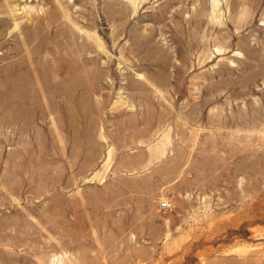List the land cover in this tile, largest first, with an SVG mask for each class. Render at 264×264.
<instances>
[{
    "label": "rangeland",
    "instance_id": "obj_1",
    "mask_svg": "<svg viewBox=\"0 0 264 264\" xmlns=\"http://www.w3.org/2000/svg\"><path fill=\"white\" fill-rule=\"evenodd\" d=\"M0 264H264V0H0Z\"/></svg>",
    "mask_w": 264,
    "mask_h": 264
},
{
    "label": "built area",
    "instance_id": "obj_2",
    "mask_svg": "<svg viewBox=\"0 0 264 264\" xmlns=\"http://www.w3.org/2000/svg\"><path fill=\"white\" fill-rule=\"evenodd\" d=\"M160 207H161V208H166V207H167V202H162V203L160 204Z\"/></svg>",
    "mask_w": 264,
    "mask_h": 264
}]
</instances>
